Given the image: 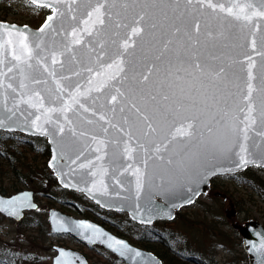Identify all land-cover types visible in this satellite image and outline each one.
<instances>
[{
  "label": "snow or ice",
  "instance_id": "obj_1",
  "mask_svg": "<svg viewBox=\"0 0 264 264\" xmlns=\"http://www.w3.org/2000/svg\"><path fill=\"white\" fill-rule=\"evenodd\" d=\"M31 5L47 10L37 30L0 23V129L47 137L64 188L105 206L98 197L111 181L129 193L132 218L151 223L160 210L153 194L192 192L188 185L226 164L264 166V0ZM24 208H36L28 192L0 199L9 217ZM51 221L129 264H151L91 223L55 213ZM51 259L82 264L62 248Z\"/></svg>",
  "mask_w": 264,
  "mask_h": 264
},
{
  "label": "rangeland",
  "instance_id": "obj_2",
  "mask_svg": "<svg viewBox=\"0 0 264 264\" xmlns=\"http://www.w3.org/2000/svg\"><path fill=\"white\" fill-rule=\"evenodd\" d=\"M46 13V9L37 11L28 0H0V18L10 22L36 26L44 19ZM5 132L0 131V142L6 145L7 155H10V167L6 164V160L5 163L3 161L0 163V189L5 194H10L17 189L27 187L32 189V186H39L36 180H40V173L44 171L40 168L43 160L39 157L34 162L33 169L36 175L33 178L22 175L23 178L21 176L16 179L12 176L13 166L16 169L18 167L21 173L26 172V169L16 165L12 159L17 155V149L23 150L26 162H29L32 151L28 144L22 143L23 135L16 132L9 135ZM2 140L5 142L2 143ZM250 171L264 178V169L251 167ZM248 174V171L243 170L233 175L215 176L214 181L220 186L219 189L212 187L206 195H200L192 203L182 207L180 213L172 220L167 223L153 224L150 229L144 225H136L122 211L103 212V214L119 223V228L126 233V237L133 240H143L145 236L152 238V232H160L164 244H161L163 249L161 247L159 250L169 261L187 264L188 262L180 256V252L193 257L197 255L198 259L208 260V257L211 258V255L217 254L216 257L221 261H235L236 258L242 257V250L237 245L239 236L236 226L248 220L246 216L261 222L264 220V207L256 200V195L252 198L254 200L250 196V193H255L254 189L242 182ZM213 190L220 192L225 190L223 193L229 199L224 200L221 195L212 198L209 193ZM52 191L55 198L39 197L38 207L27 211L25 216L17 222L0 214L1 260L8 261L10 264H51V256L55 252L52 245L58 244L82 251L91 264H126L99 245L87 247L69 234L50 232L47 222L50 208L63 210L64 213L75 217L83 216L73 207L67 205L62 207L59 199L69 198L76 203H89L78 192L63 191L56 185ZM238 199L241 201L240 204L235 202ZM234 205L237 208H234ZM133 240L131 241L135 243ZM156 241L159 242L157 239ZM243 262L241 260L237 264H244ZM162 264L167 263L163 260Z\"/></svg>",
  "mask_w": 264,
  "mask_h": 264
},
{
  "label": "water",
  "instance_id": "obj_3",
  "mask_svg": "<svg viewBox=\"0 0 264 264\" xmlns=\"http://www.w3.org/2000/svg\"><path fill=\"white\" fill-rule=\"evenodd\" d=\"M29 1L31 2V0H29ZM43 21L38 26H31L29 24H19L16 22H10L7 20L0 19V23H4L6 25H15L17 28H21V29H23L25 26H27V28L31 31L37 30L42 25ZM4 130H6V129H4ZM17 131H20V132L28 134V135L42 136L38 133L25 132V131H21L19 129H17ZM45 138H46V141L48 143L49 150H50V155H49V158L47 160V165L49 166V161L51 159L52 149L54 146L49 142V139L47 137H45ZM253 165L257 166V167H263L264 168V166H260L259 162H257L256 164H250L248 166H253ZM229 167H232V165L226 164V165H223L221 168L215 169L214 171H209L206 176H203L200 179H198L195 183L188 185V187H191L193 189L192 192H189L187 190V188H182V189H175L173 191H169V192H166L164 194H161V193L153 194L151 196L152 204L153 205H159L160 210L158 212H153L151 222L155 219H161V218L171 219V218H173L175 215V211L177 209H179L182 206H185V205L192 203L197 196L202 195V194L207 192V189L209 186V181H210L211 177L216 176V175H220V174H224V173H233V172H236L238 170L243 169V168H240V169L233 168V170L231 172L223 170V169H226ZM50 169H51L53 175L56 177L57 182L62 186V184L60 183V179L57 176V174L52 170V168H50ZM78 180H79V177H76L73 182L75 183ZM108 183L110 185L109 195L104 196V197H98L101 199L102 204L105 205L102 207L111 208V209L118 210V211H124L127 213L129 218L134 220L132 218V216H133L132 209L129 207V204L131 203V201H125L123 199L125 196H128L129 193L123 192L118 187L112 185L111 181H108ZM79 187L82 189L85 187V185L83 183H80ZM69 189L77 190L75 188H69ZM23 192H28L31 194V202L34 203L37 207V202L33 198V190L28 189V188H23L21 190L15 191V192L8 194V195H4V194L0 193V199H9L12 196L18 195V194L23 193ZM80 192L83 193L84 195H86L89 199H91L93 202L96 203V200L93 199L90 194H88L87 192H84V191H80ZM117 193H119V195H117ZM147 198L148 197H147V193H146L145 198L141 200L142 206H144L146 204ZM224 199H225V197H224ZM108 204H111L112 207H108L107 206ZM230 205L232 206V203ZM29 210H32V208L22 209L19 216H17V217H9L7 215V213H1V214L8 217V218H11L13 221L17 222L20 219H22L24 217L25 212L29 211ZM53 213H55L58 218L65 220V221H85L87 223H91L94 226H96L97 228H100L107 235L113 236L117 239H122L126 243H128L130 245V247L140 251L142 253V257H143L144 261H151V264H161L160 257L157 256L155 253H153L151 250L146 249V248H142V247L137 246L135 244H132L126 238L112 233L111 231L105 229L103 226H101L100 224H98V223H96L90 219L75 217L73 215L61 212L59 209H54V208L49 209L48 215H47V221L49 224V229L52 233H56V234L63 233V232H57V231L53 230V225H52V221H51V216ZM164 213H168V215H165ZM145 218L147 219V216ZM134 221L141 223L139 218L135 219ZM143 224H150V223L145 222ZM236 227L239 231V234L242 236L243 246H244V249H245V251L248 255V258H249V264H261V261L264 260V253H262L259 250V245L261 243V240H264V226L262 225V223L258 220H255V219H249V220L245 221L243 224L237 225ZM68 234L72 235L79 242L84 243L86 245H88V244H99V245L103 246V248H105L106 250L113 253L116 257H118L124 263L129 264V262L126 261L125 258L120 257L118 253H114L111 249H109L107 247V245L105 243L101 242L100 240H96L92 243H89L88 240H86L83 237H81L80 235H78L75 231L68 232ZM52 248L55 251L54 254L52 255V257L54 255H56V252L58 249L62 248L66 251L73 252L76 256H78L80 258V261L82 262V264H90L86 255L82 251H80L76 248L66 247V246H62V245H58V244H53ZM51 264H52V259H51Z\"/></svg>",
  "mask_w": 264,
  "mask_h": 264
},
{
  "label": "flooded vegetation",
  "instance_id": "obj_4",
  "mask_svg": "<svg viewBox=\"0 0 264 264\" xmlns=\"http://www.w3.org/2000/svg\"><path fill=\"white\" fill-rule=\"evenodd\" d=\"M5 133H8L9 135H12L13 134V132H11V131H8V132H5ZM31 138H33V137H31V136H24V139H23L24 140V144L26 142H27L26 144H29ZM4 142H5V140H2V143H4ZM39 153L40 152L32 151L29 162H26L25 155H24L25 153L23 152V150L20 149L17 152V155L16 156L14 155L15 157L12 158L14 160L15 164L18 165L19 167L21 166V168H26L27 166H30L31 168H33L34 165H35L34 162H35V160H36L37 157H39L40 159L43 160L42 163H41L42 165L40 167L41 169L44 170L43 172L40 173V183H41V185H39V186H32L30 184L32 186V189L29 188V187H27L28 189L33 190V198H34V200L37 201V203H38V200H39L38 198L39 197H43L44 196V197H50V198H53L54 197L55 198V196L53 195L52 189H53V187L55 185L56 186H59L57 183H54L52 181H49L51 175H50V173L48 171V168L46 166L47 165L48 155L47 156H40ZM6 156H8V159H10V155L9 154L7 155L6 145L1 144V142H0V163L2 161L5 163V160L7 158ZM232 174H223V175H232ZM27 186H29V184H27ZM59 187L61 189H63V191H70V192H74V193L78 192V191H75V190L62 188L61 186H59ZM214 192H215L216 195H221L222 198L224 197V195H226L223 192L220 193V194H218V190H214ZM0 193L1 194H4V195H8V194H5V192L1 191V189H0ZM78 193H80V192H78ZM80 194H82V193H80ZM83 197H85L88 200L89 203H76L75 201H73L72 199H69V198H61V199H59V202H60V205L62 207H64L63 205H67L68 207H73L74 209H76V210H78L79 212L82 213V215H83L82 217L87 218V219H90V220H92V221L100 224L101 226H103L105 229L111 231L112 233L117 234L119 236H123V237H125V238L128 239V237H126V233L119 228L120 227L119 223H117L116 221H114L113 219H111L109 216H106V215L103 214V212H111V213H113L116 210H113L111 208H104V207L98 205L97 203L92 202L85 195H83ZM226 200H228V197H227ZM61 211H63V210H61ZM167 221H169V220L159 219V220L153 221L150 225H144V226L146 228H150L153 224H157V223H167ZM135 224L137 225V223H135ZM140 225H142V224H140ZM238 236H239L240 239L238 238L237 245H238L239 249L242 250V257L236 258L235 261H231V262H230V260H223V261H221V260H219L216 257L217 254L211 255L210 256L211 258L208 257V260L207 259H198L196 257L184 255L182 253L181 254L179 253V254H180V256L183 259H185L188 262L187 264H190L189 260H192V259H193V264H237L241 260L244 261L243 262L244 264H245V262H247L249 264V258H248V255L246 254V251L244 250L243 240H242L241 236L239 235V233H238ZM144 239L156 240L155 238H153V237L151 238L149 236L148 237L145 236ZM157 239L159 240V238H157ZM159 242H160V244H164V239L159 240ZM83 245H85L87 247H92V246H95V245H98V244H88V245L83 244ZM99 246L102 247L101 245H99ZM106 251H108V250H106ZM108 252L111 253L110 251H108Z\"/></svg>",
  "mask_w": 264,
  "mask_h": 264
},
{
  "label": "trees",
  "instance_id": "obj_5",
  "mask_svg": "<svg viewBox=\"0 0 264 264\" xmlns=\"http://www.w3.org/2000/svg\"><path fill=\"white\" fill-rule=\"evenodd\" d=\"M29 146L31 148V151L40 152L39 153L40 156H47L49 154L48 145H47V142H46L44 137L34 136L31 139V141L29 142ZM19 150L17 149V151H19ZM6 164L8 165V167H10V159H8V157L6 158ZM22 169H26V172L21 173L20 170L18 169V167L16 169V167L13 166L12 167L13 172H11L12 176L15 177L16 179H18L17 177L20 178L22 175L28 176L30 178H33L36 175L35 170L33 168H31L30 166H27L26 168H22ZM250 169H251V167H247L245 169V171H248L249 174L246 176V178L243 179L242 182L246 183L247 186H251L254 189L255 193H250L251 199L253 198L254 195H256L257 196L256 200H258V202L262 205V207H264V178L260 177L259 175H256L255 173L250 171ZM49 173L51 175L49 181L56 183V179L53 176V174L51 173V171H49ZM22 178H23V176H22ZM36 183L41 185L40 180L39 181L36 180ZM212 187H216L217 189H219V187H220V186L216 185V181H214V178H212L210 181V188H209L208 192L210 191V189ZM1 191H3V190L1 189ZM222 192H225V190H222ZM209 194L212 198L216 196L214 190L211 191ZM252 200H254V199H252ZM256 200H255V202H256ZM235 202L240 204L241 201L238 199V201L235 200ZM235 205H234V208H237V207H235ZM236 206H238V205H236ZM179 213H180V211L177 212V214H179ZM245 218H253V217H247L246 216ZM262 223L264 225V220L262 221ZM154 235L157 236L159 238V240H161V238H163L157 232L154 233ZM128 239L130 240L131 238H128ZM131 240H133V239H131ZM133 241H135V243H137V245L153 251L162 260H164V262H166L167 264H177L178 263L177 261H173L171 259H170L171 261H169L165 258L163 252L161 250H159L162 246H161L160 242H157L156 240L143 239V240H133ZM166 242L169 244V241L167 239H166ZM162 249H163V247H162ZM181 253L182 252H180V254ZM0 264H10V263H8V261H3L0 259ZM180 264H184V263H180ZM245 264H248V263L245 262Z\"/></svg>",
  "mask_w": 264,
  "mask_h": 264
}]
</instances>
